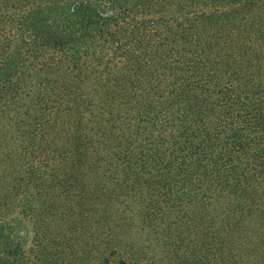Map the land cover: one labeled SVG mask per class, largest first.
Segmentation results:
<instances>
[{"label":"trees","instance_id":"1","mask_svg":"<svg viewBox=\"0 0 264 264\" xmlns=\"http://www.w3.org/2000/svg\"><path fill=\"white\" fill-rule=\"evenodd\" d=\"M22 219L264 264V0H0V264Z\"/></svg>","mask_w":264,"mask_h":264},{"label":"rangeland","instance_id":"2","mask_svg":"<svg viewBox=\"0 0 264 264\" xmlns=\"http://www.w3.org/2000/svg\"><path fill=\"white\" fill-rule=\"evenodd\" d=\"M135 221L131 228L124 227V231L116 230L114 234L106 229L105 233H100L96 230V222H92L88 228L75 233L68 230L72 233L43 239L32 230V221L22 219L12 232V240L21 244L22 264H104V257L112 264H120L119 259L125 260L126 264H195L189 244L196 231H191L189 222L182 219V224L189 229L185 231L182 227L175 228V222L165 228L161 224L149 226L142 225L139 219ZM117 222L113 223L105 216L102 223L111 229L122 221ZM23 229L26 234L18 235L17 230ZM179 229L184 231L183 236L177 235ZM181 241L183 243L179 244Z\"/></svg>","mask_w":264,"mask_h":264}]
</instances>
